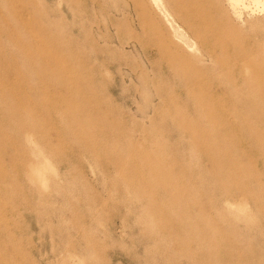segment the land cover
<instances>
[{"label":"rangeland","instance_id":"1","mask_svg":"<svg viewBox=\"0 0 264 264\" xmlns=\"http://www.w3.org/2000/svg\"><path fill=\"white\" fill-rule=\"evenodd\" d=\"M0 264H264V0H0Z\"/></svg>","mask_w":264,"mask_h":264},{"label":"bare ground","instance_id":"2","mask_svg":"<svg viewBox=\"0 0 264 264\" xmlns=\"http://www.w3.org/2000/svg\"><path fill=\"white\" fill-rule=\"evenodd\" d=\"M179 34H180V33H179ZM180 36H182V37L184 38L183 34H182V35L180 34ZM184 39H185V38H184Z\"/></svg>","mask_w":264,"mask_h":264}]
</instances>
